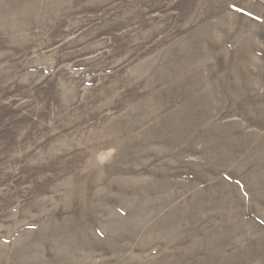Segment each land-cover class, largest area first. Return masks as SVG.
Returning <instances> with one entry per match:
<instances>
[{"label": "rangeland", "instance_id": "obj_1", "mask_svg": "<svg viewBox=\"0 0 264 264\" xmlns=\"http://www.w3.org/2000/svg\"><path fill=\"white\" fill-rule=\"evenodd\" d=\"M0 264H264V0H0Z\"/></svg>", "mask_w": 264, "mask_h": 264}]
</instances>
